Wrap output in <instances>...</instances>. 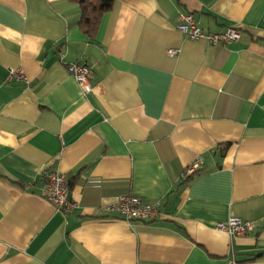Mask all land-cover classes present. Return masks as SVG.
<instances>
[{
    "label": "crops",
    "instance_id": "obj_1",
    "mask_svg": "<svg viewBox=\"0 0 264 264\" xmlns=\"http://www.w3.org/2000/svg\"><path fill=\"white\" fill-rule=\"evenodd\" d=\"M181 14L241 39L190 41ZM81 18L73 0H0V264H264V0H116L93 36ZM48 170L72 212L41 197ZM123 196L159 216L108 213ZM232 218L255 228L217 230Z\"/></svg>",
    "mask_w": 264,
    "mask_h": 264
},
{
    "label": "built area",
    "instance_id": "obj_2",
    "mask_svg": "<svg viewBox=\"0 0 264 264\" xmlns=\"http://www.w3.org/2000/svg\"><path fill=\"white\" fill-rule=\"evenodd\" d=\"M178 30L190 41H205L212 46L230 45L241 39V33L234 28H228L221 33H210L202 30L193 15L181 14L178 20ZM169 56H177L178 51L168 52ZM69 74L75 79L85 95L93 91L91 82L94 78L93 70L83 64L75 63L68 65ZM24 81L25 75L20 71H11L9 82ZM203 161L198 158L187 169L188 175H194L201 169ZM44 186L41 197L52 203L57 211L68 214L76 208V204L70 199V182L68 178L57 171L48 170L43 174ZM161 202L156 204L145 203L141 198L133 196L120 197L115 203L106 208V211L126 222H146L155 220L161 209ZM252 223L232 218L227 224H218L217 230L227 233L231 238L246 236L254 230Z\"/></svg>",
    "mask_w": 264,
    "mask_h": 264
},
{
    "label": "trees",
    "instance_id": "obj_3",
    "mask_svg": "<svg viewBox=\"0 0 264 264\" xmlns=\"http://www.w3.org/2000/svg\"><path fill=\"white\" fill-rule=\"evenodd\" d=\"M82 10L80 26L88 36H93L101 18L110 12L116 0H73Z\"/></svg>",
    "mask_w": 264,
    "mask_h": 264
}]
</instances>
